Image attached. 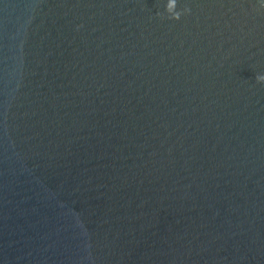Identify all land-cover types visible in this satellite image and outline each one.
Listing matches in <instances>:
<instances>
[{"label": "water", "instance_id": "water-1", "mask_svg": "<svg viewBox=\"0 0 264 264\" xmlns=\"http://www.w3.org/2000/svg\"><path fill=\"white\" fill-rule=\"evenodd\" d=\"M0 264H264V0H0Z\"/></svg>", "mask_w": 264, "mask_h": 264}]
</instances>
